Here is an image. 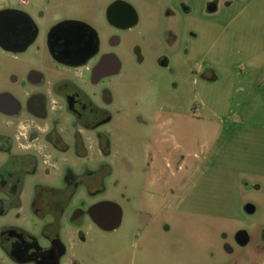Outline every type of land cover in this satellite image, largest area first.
<instances>
[{"label":"flooded vegetation","instance_id":"flooded-vegetation-1","mask_svg":"<svg viewBox=\"0 0 264 264\" xmlns=\"http://www.w3.org/2000/svg\"><path fill=\"white\" fill-rule=\"evenodd\" d=\"M176 1L182 15L192 13ZM11 2L0 0V50L19 62L0 63V264H107L95 254L121 229L125 212L121 207V223L111 230L91 210L110 195L134 201L117 169L133 172V130L150 125L149 114L136 111L138 102L122 104V48L136 34L129 47L135 63L148 69L155 55L156 65L176 78L169 29L160 40L150 37L135 0H17L18 8ZM204 72L206 82H218ZM170 87L180 91L177 78ZM203 165L187 171L181 164L179 189L197 173L210 174L213 165L204 171ZM243 211L251 218L258 207L246 204ZM254 226L221 233L230 259L250 253L247 264H264V223ZM148 252L146 240L131 241L125 264H142Z\"/></svg>","mask_w":264,"mask_h":264},{"label":"rangeland","instance_id":"rangeland-1","mask_svg":"<svg viewBox=\"0 0 264 264\" xmlns=\"http://www.w3.org/2000/svg\"><path fill=\"white\" fill-rule=\"evenodd\" d=\"M171 1L135 3L150 37L160 40L169 29L181 89L172 93L176 78L156 65L157 56L148 69L139 67L129 52L136 34L128 37L121 101L138 102L136 111L149 114L150 125L133 130V172L117 169L134 201L106 197L125 216L95 255L107 264H125L127 245L144 239L149 252L142 264H247L250 253L227 256L221 233L253 231L255 223H264V0H177L192 9L185 15ZM211 3L218 8L214 13ZM11 5L18 8L17 0ZM0 63L19 64L1 50ZM206 68L218 82H206ZM162 111L175 115L157 114ZM200 161L203 171L213 165L210 174L197 173L179 189L181 164L188 171ZM250 203L258 207L251 218L243 211Z\"/></svg>","mask_w":264,"mask_h":264},{"label":"water","instance_id":"water-1","mask_svg":"<svg viewBox=\"0 0 264 264\" xmlns=\"http://www.w3.org/2000/svg\"><path fill=\"white\" fill-rule=\"evenodd\" d=\"M91 215L99 226L113 230L121 223L122 211L118 205L104 202L93 207Z\"/></svg>","mask_w":264,"mask_h":264}]
</instances>
